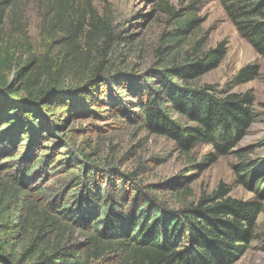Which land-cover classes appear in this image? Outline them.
<instances>
[{
	"label": "trees",
	"instance_id": "16d2710c",
	"mask_svg": "<svg viewBox=\"0 0 264 264\" xmlns=\"http://www.w3.org/2000/svg\"><path fill=\"white\" fill-rule=\"evenodd\" d=\"M219 1L240 36L264 56V0ZM196 22L188 19L171 33L164 67L139 75L117 55L132 36H122L91 2L52 0L36 44L21 2L0 0V264H231L248 248L262 211L258 201L233 198L221 184L171 207L152 186L134 184L138 172L103 170L67 139L60 141L67 143L61 158L46 144L69 119L100 116L102 105L182 151L201 143L222 153L236 146L254 121L255 99L196 83L226 55L222 43L202 56L179 55L177 43ZM256 75L248 65L233 82ZM70 167L81 172L70 182L71 190L80 187L72 202L65 192L33 189L39 178ZM263 183L264 175L254 184L259 196ZM34 191L44 193L40 204Z\"/></svg>",
	"mask_w": 264,
	"mask_h": 264
},
{
	"label": "rangeland",
	"instance_id": "374dc122",
	"mask_svg": "<svg viewBox=\"0 0 264 264\" xmlns=\"http://www.w3.org/2000/svg\"><path fill=\"white\" fill-rule=\"evenodd\" d=\"M27 28L34 43L41 42L43 14L51 7L52 0H19ZM74 6L91 2L99 15L113 21L122 36H132L127 43L119 45L118 58L142 75L167 64L173 35L179 24L196 18L185 36L177 43L179 55L189 56L215 50L220 43L226 55L218 67L200 77L198 85L212 84L219 90L248 93L254 96V121L244 137L226 153L219 152L211 144L201 143L190 151H182L170 139L152 134L141 123L110 115L108 108L100 106L101 115L69 119L66 129L56 131L47 146L57 147V158L64 157L67 143L74 150H83L92 162L103 170L116 168L121 172H138L134 184L152 186L148 189L168 200L171 207L197 201L203 194H211L224 184L229 196L239 200H256L262 211L254 222V237L231 264H264V183L255 191V181L264 175V56L237 31L219 0H68ZM168 6L172 14L162 9ZM185 28V25L183 26ZM163 47V52L158 49ZM256 67L253 80L233 82L236 74L244 67ZM105 115V116H104ZM124 120V121H122ZM22 149H19L21 152ZM214 154L215 161L206 160ZM78 157V156H77ZM81 158V157H78ZM203 163L199 167L198 164ZM74 166V165H72ZM253 172V173H252ZM255 172V173H254ZM261 173V174H258ZM81 174L75 167L65 168L35 181V190H46L70 195L71 202L79 192L71 190V181ZM246 175L251 186L246 185L241 175ZM41 179V181H39ZM175 190L166 189L165 184L180 183ZM106 187V183H105ZM177 192V193H176ZM37 204L43 194L34 191ZM38 195V196H37Z\"/></svg>",
	"mask_w": 264,
	"mask_h": 264
}]
</instances>
